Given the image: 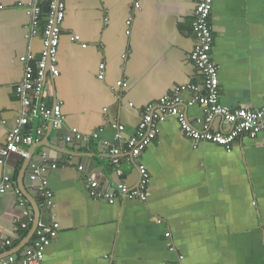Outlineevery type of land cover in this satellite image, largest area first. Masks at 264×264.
<instances>
[{
  "label": "crops",
  "instance_id": "0c3cea01",
  "mask_svg": "<svg viewBox=\"0 0 264 264\" xmlns=\"http://www.w3.org/2000/svg\"><path fill=\"white\" fill-rule=\"evenodd\" d=\"M30 1L0 0V179H10L0 194V262L14 256L22 264L38 225L58 223L41 264H264V130L242 135L227 152L196 143L169 116L141 157L122 155L119 171L113 164V149L135 135L147 105L177 87L200 85L191 59L196 0H140L139 7L134 0H67L59 76L48 79L41 97L48 105L63 101L65 124L56 129L33 117L23 128L35 139L26 155L1 156L8 130L23 114L15 91L24 76L20 58L29 51L38 57L44 46L42 33L26 37ZM211 26L220 103L232 110L261 109L264 0H214ZM102 64L104 80L98 78ZM192 98L183 93L180 109L196 123L207 110L186 107ZM114 125L125 128L119 139ZM209 128L231 130L219 117ZM55 149L74 156L62 160ZM140 164L150 175L145 202L118 198L111 204L89 195L90 179L99 181L103 194L118 195L120 184L137 188ZM38 166L48 167L53 207L46 204L41 180L31 178Z\"/></svg>",
  "mask_w": 264,
  "mask_h": 264
},
{
  "label": "built area",
  "instance_id": "2783aa9c",
  "mask_svg": "<svg viewBox=\"0 0 264 264\" xmlns=\"http://www.w3.org/2000/svg\"><path fill=\"white\" fill-rule=\"evenodd\" d=\"M67 0H31L26 5V14L29 17L30 25L27 32V39L31 41L41 33L44 36V46L40 56L37 57L32 51L21 56L20 61L24 67V76L22 82L16 87V96L20 99L23 114L16 119L15 126L8 130L6 144L1 151V156L7 158L11 154L26 155L25 147L32 145L35 139L32 135L23 132V128L28 125L33 117H39L45 121H50L54 128H62L66 118L63 114V101L56 99L52 105L41 101L45 92L48 79H55L59 76L56 68L57 54L59 50L62 24L66 17ZM136 7H139L140 0H134ZM48 10L45 12L44 7ZM214 8V0H196V7L192 21V32L195 37V47L192 52V62L201 75L200 85L190 84L177 87L172 95L162 97L155 104L147 105L141 116V121L137 127L136 133L131 137L124 148H114L112 151L113 164L119 171L121 168L122 155H128L130 159H137L148 149L152 142L157 138L160 126L166 122L169 116L176 117L182 130L187 137L196 143L203 141L220 145L231 152L234 142L242 135L256 137L264 130V107L259 110L250 111L246 109L232 110L224 107L220 103V79L219 68L215 64L212 56L214 36L211 26V16ZM130 24V22H128ZM79 40V37L75 38ZM86 47V45H83ZM105 65L102 64L99 69L98 78L104 80ZM120 87H126V83L120 81L117 83ZM185 92L193 94L185 106L193 107L199 105L207 110L204 119H199L196 123L188 120L186 114L180 109L183 103L182 95ZM221 118L227 125L231 126L229 132L211 131L210 126L215 118ZM4 122L0 120V125ZM204 125L205 130L198 126ZM118 134L124 131L123 126H113ZM100 129L99 132H102ZM42 130L38 135H42ZM79 138L83 136L73 131ZM94 138L99 137V133L93 134ZM57 168V165H52ZM141 175V181L137 188L128 189L123 184L119 185V193L103 194L99 191L100 183L98 180L90 179L86 188L91 197L96 199L104 198L109 203L114 204L118 198L122 199H140L147 200V189L150 183V175L147 167L143 164L138 165ZM82 170V167L80 168ZM48 172L47 166H38L33 169L31 178L39 179L42 182L46 204L49 207L54 206L53 193L48 188V180L45 177ZM9 177L0 179V194H5L9 188ZM21 195V194H20ZM60 225L58 223L52 226H46L42 223L38 225L36 239L33 243V249L29 250L22 264H41L45 257V250L51 244L52 240L58 236ZM0 264H19L18 259L10 256L6 261Z\"/></svg>",
  "mask_w": 264,
  "mask_h": 264
},
{
  "label": "water",
  "instance_id": "95a60500",
  "mask_svg": "<svg viewBox=\"0 0 264 264\" xmlns=\"http://www.w3.org/2000/svg\"><path fill=\"white\" fill-rule=\"evenodd\" d=\"M51 126H52V125H51ZM52 127H53V126H52ZM65 147H68V148L70 149L68 143H65ZM55 151H56L57 153H60V154H61V158H62V160L67 159L68 161H70L72 157H69V158H68V156H74V155H73L74 153H67L65 150H64V151H60V150L55 149ZM76 157H77V155H76ZM77 158H78V157H77Z\"/></svg>",
  "mask_w": 264,
  "mask_h": 264
},
{
  "label": "trees",
  "instance_id": "16d2710c",
  "mask_svg": "<svg viewBox=\"0 0 264 264\" xmlns=\"http://www.w3.org/2000/svg\"><path fill=\"white\" fill-rule=\"evenodd\" d=\"M44 9H45V12H47V10H48V7H47V6H45V7H44Z\"/></svg>",
  "mask_w": 264,
  "mask_h": 264
}]
</instances>
